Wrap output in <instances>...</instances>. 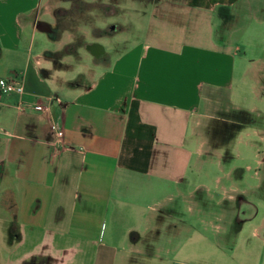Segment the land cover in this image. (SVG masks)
<instances>
[{
	"label": "crops",
	"instance_id": "obj_1",
	"mask_svg": "<svg viewBox=\"0 0 264 264\" xmlns=\"http://www.w3.org/2000/svg\"><path fill=\"white\" fill-rule=\"evenodd\" d=\"M129 1L147 3L156 26L209 20L214 43L168 47L156 35L107 67L78 70L83 52L100 61L90 49L103 55L101 38L65 35L103 29L123 0H0V79L24 89L0 95V264H153L151 243L162 236L163 218L178 215L187 173L203 155L200 120L234 79L236 55L216 30L228 27L231 9L244 0ZM34 106L43 112L31 113ZM206 177L222 199L238 192ZM256 208L250 220L235 215L236 233L247 236L231 249L264 246V215ZM179 224L166 233L174 238L165 250L170 258L156 264H240L217 240L218 225Z\"/></svg>",
	"mask_w": 264,
	"mask_h": 264
},
{
	"label": "rangeland",
	"instance_id": "obj_2",
	"mask_svg": "<svg viewBox=\"0 0 264 264\" xmlns=\"http://www.w3.org/2000/svg\"><path fill=\"white\" fill-rule=\"evenodd\" d=\"M123 1L119 15L106 19L110 23H118L122 30L111 37L99 39L104 49L103 61L113 63L132 47L146 41L154 42L151 37L156 35L166 41L164 46L168 47H176L180 43L199 46L214 43L208 38L212 28L207 23L209 20L204 23L200 17V25L199 20L192 19L156 26L147 3ZM231 13L228 27L217 28L216 36L220 39L225 36L227 48L236 55L234 79L229 89L215 93L218 101L206 109L205 116L200 120L197 128L200 137L197 139L203 155L194 159V168L187 173L191 182L183 189L185 199L179 203L178 215L163 218L162 236L151 243L153 264L157 263V257L164 260L170 258L165 250L170 243L168 241H174V238L166 233L180 227L179 219L186 221L191 218L204 219L219 226L217 240L226 248L233 262L257 264L264 261V246L251 241L249 248L239 246L231 249L239 238L247 236V232L238 235L234 226L236 211L243 204L242 200L245 199L254 208L253 212L249 208L244 210L246 214L252 213L248 215V220L254 216L259 204V215H264V0H244L232 8ZM44 20L51 22L52 19L45 16ZM107 21L104 28L109 27ZM76 34L93 41L91 32L83 27H75L72 34L64 35L69 40ZM46 45L51 51L58 48L57 43L47 42ZM98 62L83 52V60L76 62L79 63L76 69L104 68ZM69 63L73 68L74 61ZM69 76L73 77V74ZM207 175L234 185L238 192L230 194L231 200L222 199L220 189L210 185ZM213 194L209 201L207 195ZM194 224L200 226L196 222Z\"/></svg>",
	"mask_w": 264,
	"mask_h": 264
},
{
	"label": "built area",
	"instance_id": "obj_3",
	"mask_svg": "<svg viewBox=\"0 0 264 264\" xmlns=\"http://www.w3.org/2000/svg\"><path fill=\"white\" fill-rule=\"evenodd\" d=\"M24 92L23 84L21 81H17L15 79H0V95L9 96L12 94L22 95ZM34 114H41L43 112L42 107L34 106L29 110ZM56 136L58 140L63 138V129L60 127L56 131Z\"/></svg>",
	"mask_w": 264,
	"mask_h": 264
},
{
	"label": "trees",
	"instance_id": "obj_4",
	"mask_svg": "<svg viewBox=\"0 0 264 264\" xmlns=\"http://www.w3.org/2000/svg\"><path fill=\"white\" fill-rule=\"evenodd\" d=\"M72 14H73V12H72ZM121 30H122V27L119 26V25H115L113 27L109 26L108 28H103V29H97V28H94V27L90 28V32H91L92 37H96L97 36L99 38L111 37V36L115 35L116 33H118ZM98 63L102 64L104 67H107L109 65V62L108 61H103V58ZM79 78L83 79L84 77L81 76ZM22 264H46V260L38 259V258H30V259L24 261Z\"/></svg>",
	"mask_w": 264,
	"mask_h": 264
},
{
	"label": "flooded vegetation",
	"instance_id": "obj_5",
	"mask_svg": "<svg viewBox=\"0 0 264 264\" xmlns=\"http://www.w3.org/2000/svg\"><path fill=\"white\" fill-rule=\"evenodd\" d=\"M58 29V27L56 28V30ZM90 52L91 53H93L97 58H99V60H101L102 59V57L104 56V54L103 55H100L99 54V49L97 48V47H91V49H90ZM247 208H249L250 210H252V212H253V207L252 206H250L249 204H246V203H243L241 206H239V208L237 209V211H236V217L238 218V219H240V218H244V217H247L248 215L250 216V215H252V213H250V214H246L245 213V211L244 210H246ZM245 213V214H244Z\"/></svg>",
	"mask_w": 264,
	"mask_h": 264
}]
</instances>
